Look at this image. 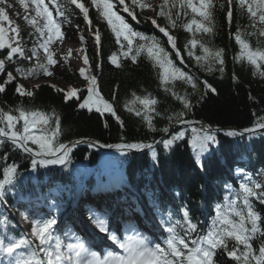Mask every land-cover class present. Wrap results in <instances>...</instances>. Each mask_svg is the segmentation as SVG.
<instances>
[{
	"label": "trees",
	"instance_id": "16d2710c",
	"mask_svg": "<svg viewBox=\"0 0 264 264\" xmlns=\"http://www.w3.org/2000/svg\"><path fill=\"white\" fill-rule=\"evenodd\" d=\"M149 1H152L154 8L159 11L162 0H140L141 3ZM59 2L64 6L67 17V21L61 25L67 24L72 31L79 34L87 31L80 36L83 37L81 39L83 54L89 57L87 66L97 78L96 86L100 97L112 104L115 115L97 113L94 107L92 110L81 109L79 103L88 95L86 89H80L77 97L65 101L67 92L58 84L42 82L21 85L17 76L32 79L45 76L42 71H37L34 75L27 74V70L35 67L38 62L45 63L40 53L39 61L36 57L35 60H27L18 56L9 61L5 70L0 73V84L5 83L8 72L13 73L15 80L7 84L6 90L0 93V110L13 115H18V110L45 113L51 118L50 122L54 128L57 120L59 121L60 143L84 140L94 142L95 146L89 147L87 143L78 144L70 153L67 167L52 165L48 169L38 168L33 171L28 154L14 150L7 138L0 137L5 141L0 146V169L6 166L5 154L8 163L15 161L19 166L18 183L7 192L5 202L7 206H12L19 197L32 198L47 193L54 182L66 185L65 188L70 187L69 194H72L76 187L75 174H79L85 176L84 181L91 188L101 187L98 180L106 186L113 196L112 199H108L110 203L116 199L127 200L131 197L137 202L140 201L152 214L161 216L166 223L173 225L177 220L184 224L183 212L188 211L191 221L196 223L199 229L204 230L215 216L216 205L227 204L228 201L224 197L227 196L230 200L232 194L239 191V183L245 174L254 183L264 184V130L251 137L249 134L243 137H230L225 134L231 130L230 128L239 131L253 127L258 120L264 118V77L260 76L247 60L236 59L240 51L234 39L237 31L241 33L255 31L251 27L246 9H240L236 4L233 19L229 24L226 19V0H214L213 34L201 32L195 34V38L203 41L206 46L212 47L213 50H223V72L219 71L218 64L213 66L211 72L205 71L194 59L188 58L184 45L187 39L193 38V34L181 24L187 22L191 16L181 17L175 29L169 26L170 34L177 37V47L184 56L185 70L197 78V86L194 89L182 80H172L168 84L170 91H165L157 69L146 57H140L133 63L128 58L118 56L119 66L111 64L108 57L118 52L119 45H116L114 34L107 22L101 19L91 0H78L89 9L88 21H85L83 13L75 5L70 4V0ZM126 3L130 4L131 0H126ZM222 5L225 7H221ZM146 10L147 8H136V12L139 13L137 23L127 17L122 7L119 9L120 14L125 16L136 30L147 35H155L160 40L161 47L168 50L175 60V51L170 49L167 39L154 29L150 20L144 19L155 18V13L151 16L145 12ZM24 13V8L19 11L21 26L18 27V39L31 53L30 49L35 44L37 32L25 19ZM158 23L167 26V21L163 17L158 19ZM97 30L102 41L99 48L91 36V33ZM247 39L251 47L264 48V38L250 36ZM196 54H201L198 49ZM6 55L7 50H0V59H4ZM17 69H21L23 74ZM52 75L55 82L78 80L77 73L70 68H64L62 74ZM205 82L211 88L206 89ZM17 85L22 87L23 93L32 92V96L17 93L15 91ZM211 89H215V92ZM177 95L188 99L192 105L190 110L183 108L182 102L176 99ZM136 96L149 97L156 101L153 106L155 111L148 112L152 128H149L148 122L144 120V109L135 102ZM129 108H132V111H129ZM138 110L142 112L139 117L135 114ZM181 111H186V119L194 123L220 129L217 133L218 144L212 146L210 154L204 153L199 163L196 160V150L188 143L191 137L190 130L186 131L182 141H176L167 150L162 144L157 143L162 139H170L172 134L183 130L174 119L169 120V117L174 118ZM193 126L197 127L195 124ZM17 127H22V121ZM42 127L38 126L35 134H42ZM165 127L169 128V133L162 131ZM127 143L152 144L153 149H135L133 153H121L113 150L115 148L102 146ZM153 150L157 153L156 160L151 156ZM242 165L243 173L237 172ZM107 174L110 175L115 190L110 187ZM146 190L150 192L147 193ZM59 194L65 200L69 197L64 191H59ZM238 204L243 207L242 202L238 201ZM253 208L262 217L260 226L264 232V205L253 201ZM5 218L7 234L18 237L19 230L7 214L5 217L0 215V235L6 230ZM176 230L183 234L179 225L176 226ZM261 240H264V236L253 239L254 249L258 250ZM233 243L229 242V248ZM215 260L216 264H235V261L227 257L222 250L217 252Z\"/></svg>",
	"mask_w": 264,
	"mask_h": 264
},
{
	"label": "snow or ice",
	"instance_id": "6c2138e0",
	"mask_svg": "<svg viewBox=\"0 0 264 264\" xmlns=\"http://www.w3.org/2000/svg\"><path fill=\"white\" fill-rule=\"evenodd\" d=\"M5 0H0V5ZM20 5L24 6L26 11H34L35 16L31 19L25 17L28 23L39 33L38 42L30 49L31 56H27L23 42L16 37L19 36V29L12 27V21L5 7L0 6V21L7 22L9 28L6 30L3 24H0V50H7L4 59H0V73L5 70V66L9 61H13L15 57L30 60L36 57L39 61L38 49H42L44 53L45 63H37L33 68L27 70L28 75H34L37 71L48 73L49 66L56 65L58 60L54 59L53 51L50 50L49 44L53 37L61 35V24L67 21L65 16V8L59 0H30L26 4V0H19ZM95 6L101 19L107 22L111 32L114 34L115 43L119 45L118 52L112 53L108 59L111 64L118 65V56L130 59L133 63L138 61L140 57H146L152 62L153 67L157 69L161 84L165 91H170L168 84L172 80H182L184 83L191 85L194 89L197 86V78L185 70L184 56L182 51L177 47V37L170 34L169 26L175 29L181 17H189L187 22L181 26L188 32L193 34V38L187 39L184 45V51L190 59H194L196 64L200 65L205 71L211 72L214 65H219V71H224L223 50H213L212 47L195 38L197 32L208 35L213 34L214 25V0H162L159 5V11L153 8L155 18L144 17L150 20L154 29L167 38V42L171 50H175L174 60L168 50L161 47L160 40L155 35H147L142 31L136 30L129 20L120 14L119 9L122 7L123 12L127 13V17L139 23V13L136 8L144 9L152 7L149 4L141 3L140 0H91ZM70 4L83 13L85 21H88L89 9L78 0H70ZM238 4L240 9H246L251 21V27L255 29L253 32L241 33L237 31L234 36L236 44L239 46L238 60H247L253 66L258 74L264 77V48L250 46L247 37L257 36L264 38V0H226V19L229 24L233 19L234 6ZM54 5V7H53ZM10 7V5H9ZM50 7L52 10H50ZM221 7H225L222 5ZM190 10V13H189ZM53 11L56 18L53 17ZM163 17L167 21V26H161L158 19ZM91 31V30H90ZM6 32L11 33L7 35ZM94 38L96 47L102 45L101 34L99 30L91 33ZM83 39V37H81ZM201 54H196V50ZM67 60V57L64 58ZM85 65L89 63V57L83 56ZM179 64V66H178ZM119 66V65H118ZM22 73L21 69H17ZM23 74V73H22ZM80 76L87 82L88 95L83 98V102L79 103L81 109L94 110L97 113L106 112L115 115L112 104L100 97L96 86V76L85 75V69H80ZM15 77L12 72L7 73V79L4 84H0V93L6 90V85L14 82ZM205 88H211L205 82ZM215 92V89H211ZM15 91L20 94L32 96V92L23 93L22 87L17 85ZM60 91V89H57ZM79 89L70 88L65 94V101L77 97ZM135 96V94H133ZM175 95V93H173ZM95 97V99H94ZM181 101L185 110H190L192 105L186 97L176 96ZM135 102L144 109L143 118L148 122V127L152 128V120L148 112L155 111L154 105L156 101L149 97H135ZM132 111V108H129ZM18 115H13L8 111L0 110V137L7 138L14 150L28 154L30 167L33 171L38 168L48 169L52 165H61L67 167L70 162V153L81 143H87L89 147H94V142L78 140L73 143H60L59 121L56 127L52 126L51 118L45 113L29 112L26 110H18ZM136 116H141V111H136ZM119 119V117H117ZM176 124L182 126L183 130L171 135L170 139H162L157 143L163 145L165 150L172 147L176 141H182L185 138L186 131L190 130L191 137L188 143L193 146L197 152L196 160L200 162V158L204 153L210 154L212 146L218 144L217 133L219 128H212L207 125L194 127L193 121L186 119V111L179 112L174 118ZM22 121V127L17 125ZM42 127V134H35V129ZM186 126V127H184ZM264 130V118L258 120L253 127L245 128L242 132L228 130L225 134L230 137H243L245 134L254 136L258 131ZM164 133H169V128L162 129ZM50 133V134H49ZM5 143L0 139V146ZM32 146H29V145ZM107 148H115L118 152L125 153L129 150L153 149L152 144L145 143H127V144H106L102 145ZM153 160L157 159L155 150L151 152ZM4 166L0 169V206H4L7 199V192L13 189L18 183V164L13 161L8 163L7 154L4 157ZM237 172L243 173L242 169ZM98 184L103 185L98 180ZM251 185V186H250ZM231 188V186H228ZM224 199L227 204L216 205L215 216L206 229L201 230L196 223H193L189 217L188 211L183 212L184 224L179 220L175 224L163 229L165 236L160 241L153 242L132 230V234L118 238L110 232L109 223L101 218L102 216H110L111 212L108 208H102L99 213L89 209V220L91 221L96 235L101 239L104 234L108 239L114 241L121 251L107 252L98 255L92 251V246L84 239L74 236V242L64 244L56 234L59 229L58 221L55 216L51 215V209L59 207L57 203L48 205L49 211L32 212L29 215L38 217L30 221V233H21L19 237L7 234V218H5L6 230L0 235V257L4 260L0 264H216V254L218 251L226 253L227 257L235 261V264H264V240H261L258 250L252 246L254 238L264 236L261 230V215L253 208V201L264 205V184L254 183L248 175H244L239 183V191L232 194V198L226 196ZM242 202L243 207L238 204ZM23 219L28 220L29 216L21 213ZM179 225L183 234L176 230ZM29 236L31 238H29ZM233 241V245L229 248V242Z\"/></svg>",
	"mask_w": 264,
	"mask_h": 264
},
{
	"label": "rangeland",
	"instance_id": "374dc122",
	"mask_svg": "<svg viewBox=\"0 0 264 264\" xmlns=\"http://www.w3.org/2000/svg\"><path fill=\"white\" fill-rule=\"evenodd\" d=\"M45 2L49 3V0H45ZM143 3L149 4L152 6V7L147 8V10L145 12L151 16H154L153 2L149 1V2H143ZM26 4H29L30 8L32 7L30 5V0H26ZM9 5H10V7H9ZM0 6L5 7L6 11L8 12V15L12 21V25H11L12 27L18 28L19 26H21V20L19 19V11L21 12L22 9L20 8L21 5L19 3V0H5V3L0 5ZM53 7H54V5H53ZM23 8H24V6H23ZM50 10H52L51 7H50ZM26 16L33 18L35 16V12L34 11H26L25 17ZM53 17H54V19L56 18L55 11H53ZM0 24H3V26L5 27L6 30L9 28V25L7 22L0 21ZM65 25H66V27H65ZM65 25H61V29H62L61 35L59 37L54 36L52 42H50V44H49L50 50L53 51L54 59L58 60V63L56 65L49 66V68H48L49 74H45V76L41 75L37 79L17 76L21 85L25 86V85H35V84H39L42 82H51V83L58 84V86L60 88H62L65 92H67L72 87H76L79 90L80 89H86L87 90L88 84L84 80V78H82L80 76V69L84 68L85 74L87 76H92V74L89 71L88 66L84 64L83 59L78 58L80 55L83 58V45H82V41H81L80 36L83 35L84 33H87V31H84L81 34H79L75 31H72V29L69 27V25H67V24H65ZM10 34L11 33L6 32V39H7V35H10ZM38 37H39V33H37V37L34 40L35 44L38 42ZM16 38L18 39V37H16ZM59 41H61V43H59ZM65 44L69 46L68 49H66V50H65V47L63 48V46ZM22 46L25 48L26 55L31 56V53L28 51L27 46L25 44H22ZM38 52L44 57V53H43L42 49H38ZM65 57H67V60L64 59ZM31 59L35 60V57H32ZM64 68H70V69L74 70L78 75V80L77 81L61 80L60 82H55L52 74H55V73L62 74ZM239 131H241V130H239ZM243 168H244L243 165H242V167L239 166V169H243ZM75 175H76L75 190H77L78 187H81L83 189V192H85V193L92 192V194H94V196H95L96 192L90 191L87 188V186L83 184L85 176L79 175V174H75ZM257 183H259V182H257ZM77 184H78V186H77ZM65 186L66 185H63L59 182H54L52 187H50V189L47 193H44L41 196L38 195V196H36V198L33 197L32 199H20V200L18 199L17 201L14 202V205L17 204V202H19V204L20 203L24 204L27 202H32V203L36 204L37 202H39V200H42V201H45L48 205H50L52 203H57L59 205V207L52 208V209H54L56 211H62L61 206L63 205V202H65L66 200L61 196V194H59V191H64L66 196L70 192V187L65 188ZM146 192L149 193L150 190H146ZM74 193H76V191ZM70 195L71 194H69V196ZM76 196H77V194H76ZM76 196L74 195L73 198L75 199ZM74 199H72V200H74ZM96 200H97V198L95 196V201ZM119 201H122V200H119ZM119 205L122 207V211L129 210L131 212H136L134 210L138 209L137 204H134V206H133L134 210H132L133 208L129 207V206H132L131 203H126V204L122 203ZM106 208H108L109 210L111 209V207H106ZM20 211H22V209L21 210L18 209V211L16 209L15 211H13L11 209V207L8 208L7 205L0 206V215L5 217V215L7 214L11 218V220H13V222H14L13 224L16 225V227H17L16 229L19 230L18 237L20 236L21 233H30V226H31L30 225L31 218H29L28 220L23 219L21 217V215L19 214V213H21ZM57 213H58V216H55L56 219L61 218V213L60 214H59V212H57ZM51 215H53V214L51 213ZM113 217L114 216L111 214L110 216H102L101 218H103L105 220L109 219V221H111V219H113ZM157 221L162 223L159 219H157ZM163 226H164V228L168 227V225L166 223H164ZM57 235L59 236V234H57ZM13 236H15V235H13ZM29 238H31V237L29 236ZM158 241L159 240H156V242H158ZM0 261H3L2 257H0Z\"/></svg>",
	"mask_w": 264,
	"mask_h": 264
},
{
	"label": "bare ground",
	"instance_id": "6f19581e",
	"mask_svg": "<svg viewBox=\"0 0 264 264\" xmlns=\"http://www.w3.org/2000/svg\"><path fill=\"white\" fill-rule=\"evenodd\" d=\"M59 43H61V41H59ZM64 47L66 50L69 46L65 44L63 48ZM61 207L62 211L51 209V213L53 216H57V212L61 213V218L57 219L58 224L55 227L59 229L57 234H59V238L64 244L74 242L72 238L78 236L86 242H89L92 246L91 250L97 252L98 255L105 254L107 248L110 249V247L114 246L115 250H119L118 245L114 244L106 235L101 234L104 237L103 239L96 235V230H94V226L89 220V209L99 213L101 207L91 194L85 192L79 193L77 198L69 202H63ZM11 209L13 211L22 209L20 212L29 216L31 219L38 218L29 215L32 212L43 211L47 213L49 211L48 204L42 200H39L36 204L32 202L19 204L18 202L15 205L13 204V208ZM21 213L19 214L21 215ZM107 221L109 223L110 232L115 234L118 238L123 239L125 235H131L132 230L135 229L136 232L140 233L142 236H147L149 240L153 242L159 240L157 227L151 216L144 218L142 214L127 210L122 215L111 219V221L107 219Z\"/></svg>",
	"mask_w": 264,
	"mask_h": 264
},
{
	"label": "water",
	"instance_id": "95a60500",
	"mask_svg": "<svg viewBox=\"0 0 264 264\" xmlns=\"http://www.w3.org/2000/svg\"><path fill=\"white\" fill-rule=\"evenodd\" d=\"M230 129L233 130V128H230ZM240 132H242V131H240ZM71 143H73V142H67L66 144H69L70 145Z\"/></svg>",
	"mask_w": 264,
	"mask_h": 264
}]
</instances>
